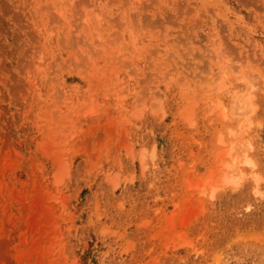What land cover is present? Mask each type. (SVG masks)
<instances>
[{
	"label": "rangeland",
	"instance_id": "rangeland-1",
	"mask_svg": "<svg viewBox=\"0 0 264 264\" xmlns=\"http://www.w3.org/2000/svg\"><path fill=\"white\" fill-rule=\"evenodd\" d=\"M51 1L0 0V264H264V0ZM236 132L253 167L193 194Z\"/></svg>",
	"mask_w": 264,
	"mask_h": 264
},
{
	"label": "bare ground",
	"instance_id": "bare-ground-1",
	"mask_svg": "<svg viewBox=\"0 0 264 264\" xmlns=\"http://www.w3.org/2000/svg\"><path fill=\"white\" fill-rule=\"evenodd\" d=\"M51 3V6L55 13H57L58 18H60L64 22V24H66L67 28L65 33H68L70 22L69 19H66L64 17L63 11V4H66L67 1L57 0V2L53 3L51 1ZM100 17V15H95L94 21H96V24L90 22L93 23V27H89L88 19L84 20L85 25L89 28L88 32H85L86 34L84 38H86L90 42L93 38L91 37V35H94V32L97 31L101 23ZM69 39L70 36L68 34L65 35L66 42H69ZM212 53L213 54L211 55L210 65L212 67L211 71H215V73L211 74L207 78V85L205 88L202 89V104L203 107H205V110H208V112L219 110V114L221 115L220 118L222 120L226 119L231 121L234 120V118H238L243 115L245 109L249 105L250 97H247L245 95L246 97L244 99L242 92L241 95L233 94L231 98V103L226 104V107L222 105L219 94L224 90V86L222 81L223 79L219 78L218 76H225L228 78L236 74H234L235 69L223 59V57L219 54L217 50L214 49ZM236 81L240 84L241 87L243 86L242 84H245L248 90H254L256 88V84L251 80V78L243 73H240L236 77ZM181 92L180 96L185 100L189 98V103L195 101L196 96H191L193 95L194 91L188 92V88L185 86ZM234 121L238 123V120ZM241 133L242 132H236L233 133V138L220 140V146L217 148V156L218 154H220L221 156H219L218 160L215 157L213 162L214 166L211 169L209 168L203 177L193 178L195 181L194 183L196 185L193 189V194H197V187L202 186L204 184H207L211 188H213L211 194H213L214 191L220 187L231 188L233 186H237L238 182L240 181V178L243 176V169L245 168V166L253 167L251 160L246 156V151L251 148V145L246 144L244 145L245 147H241V145L239 144L240 139L242 137ZM188 178L189 175L186 176V180ZM60 181L61 178H59L56 183L59 184Z\"/></svg>",
	"mask_w": 264,
	"mask_h": 264
}]
</instances>
